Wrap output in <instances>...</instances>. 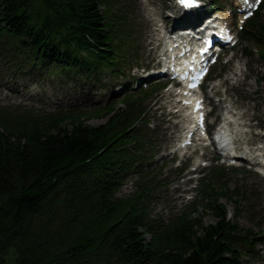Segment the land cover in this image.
<instances>
[{
    "label": "trees",
    "instance_id": "16d2710c",
    "mask_svg": "<svg viewBox=\"0 0 264 264\" xmlns=\"http://www.w3.org/2000/svg\"><path fill=\"white\" fill-rule=\"evenodd\" d=\"M122 5L0 0V61L74 82L114 71L129 22ZM261 22L250 21L245 39L264 45ZM123 103L48 115L0 108V264H250L261 239L225 220L219 196L231 199L238 191H214L220 169L202 183L200 200L167 222L147 214L145 176L133 192L118 195L149 152L137 125L139 100ZM199 205L214 223L204 225Z\"/></svg>",
    "mask_w": 264,
    "mask_h": 264
},
{
    "label": "rangeland",
    "instance_id": "374dc122",
    "mask_svg": "<svg viewBox=\"0 0 264 264\" xmlns=\"http://www.w3.org/2000/svg\"><path fill=\"white\" fill-rule=\"evenodd\" d=\"M222 3V6H225L228 2L227 0H219ZM127 11V15L129 14V29L127 30V34L131 35L128 37L130 40H135L132 44V49H130V54L141 56V51L145 50V54L149 52L146 47L150 46L149 41L151 40L150 34L155 27V23H157V19L147 20L152 14L151 9H155L156 11L161 10L162 15H166V9L170 8L169 0H125ZM159 18V16H157ZM127 34H124L127 35ZM248 48L252 55L247 57L243 55V61L246 63V72L245 79L243 80L244 88H239L234 91V94L231 97L235 98L234 105L238 108V111H245L248 116L253 115L256 117L259 115L261 118L259 120V125L262 123L264 125V82H259V79L262 76L263 68L261 67L262 60L256 52L258 47L252 42H246L242 40L240 43L238 50L242 52V49ZM254 53V54H253ZM125 64H127V59H125ZM131 60V58L129 59ZM217 71V70H216ZM108 76V75H107ZM112 80V77H111ZM3 85H0V104L6 105V100L1 101L3 96L6 94L9 100H17L28 103V105H32V108H36L38 110L44 108L42 103L45 104V98H42L40 95V91H36L37 97L32 94V92L27 91L22 94L19 89L18 95H14L15 93H10L9 87H7V91H3ZM73 93L70 96L71 101L73 102L69 109L72 111H85L90 110L91 108H97L98 105H101L102 101H106L110 95V91L108 89L99 88H84L81 89L80 86L76 87L70 91ZM79 100L82 102L80 103ZM17 101H14L10 104H17ZM88 103H90L88 105ZM85 104V105H84ZM161 106V103L157 104L155 107L147 108V115L151 119H153V125L160 126V136L153 138L155 142H157L161 146L163 143L167 142L172 136L178 137L179 131H174L172 128L173 122L167 121V117L165 115H161L159 113V109H155L157 106ZM254 106V108L252 107ZM48 108V107H47ZM35 109V110H36ZM56 112V111H55ZM218 112V109H216ZM104 119H89L87 123L92 125H98L102 123ZM211 122V119H210ZM211 153H208V156H211ZM163 159H159L155 161L157 165H161L163 163ZM168 162V161H167ZM170 165H166V170H169ZM246 169H237V170H228L222 173L223 176L216 180L215 188L218 186H226L229 190H240V197H232L229 201L227 199L221 198L220 202L225 205L226 209L230 211V213H234V203L235 201L239 202L242 206H248L247 204H251L255 206L253 210V214H255V221L261 224V227H255L252 222L248 221V216L245 213H240L234 220H237L239 226L241 228H250L253 227V231L257 233L260 230V235L264 240V180L255 173L254 171L246 172L243 171ZM173 176L171 173L167 172L158 176V182L155 185V188L150 193V200L145 204L147 212L151 213L153 217L156 219L167 220L178 211L181 210V207L184 205L186 201V197H190V195H186L185 192L188 189H193L190 187L189 181L184 178H181L178 182L171 183ZM132 180L131 178H127L123 183L119 195L125 196L132 191ZM156 182V181H155ZM191 186H193L191 184ZM239 195V196H240ZM199 214L203 216V223L207 224L209 222H214L209 213H206L202 207L199 208ZM259 253V259L252 261V264H264V245H257L256 247ZM12 253V250L10 251ZM11 260V259H10ZM9 260V261H10ZM8 261V264H13Z\"/></svg>",
    "mask_w": 264,
    "mask_h": 264
},
{
    "label": "bare ground",
    "instance_id": "6f19581e",
    "mask_svg": "<svg viewBox=\"0 0 264 264\" xmlns=\"http://www.w3.org/2000/svg\"><path fill=\"white\" fill-rule=\"evenodd\" d=\"M246 8H247V7H246ZM229 19H230V18H226L225 20H226V21H229ZM164 22H166V20H164ZM182 59L185 60V59H184V56H182ZM235 75L238 76L237 73H235ZM220 131H221V132H219V134H218V138L221 139V141H222L223 143L226 144V142H227V137H228L227 132H226L225 129L223 130L222 128L220 129ZM263 146H264V145H263ZM239 160H240V159H239ZM241 160H242V159H241ZM242 161H243V160H242Z\"/></svg>",
    "mask_w": 264,
    "mask_h": 264
},
{
    "label": "snow or ice",
    "instance_id": "6c2138e0",
    "mask_svg": "<svg viewBox=\"0 0 264 264\" xmlns=\"http://www.w3.org/2000/svg\"><path fill=\"white\" fill-rule=\"evenodd\" d=\"M195 2H196V0H179L180 4L187 6V7L194 6ZM192 86L194 87L195 85H192ZM197 103L199 105V102H197Z\"/></svg>",
    "mask_w": 264,
    "mask_h": 264
}]
</instances>
